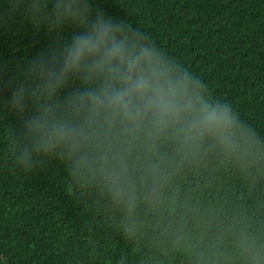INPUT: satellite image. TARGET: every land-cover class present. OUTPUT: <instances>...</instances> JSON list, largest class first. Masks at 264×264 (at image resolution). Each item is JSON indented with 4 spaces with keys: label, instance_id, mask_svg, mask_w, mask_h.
Here are the masks:
<instances>
[{
    "label": "clouds",
    "instance_id": "9594fccd",
    "mask_svg": "<svg viewBox=\"0 0 264 264\" xmlns=\"http://www.w3.org/2000/svg\"><path fill=\"white\" fill-rule=\"evenodd\" d=\"M24 26L51 43L7 78L0 68L5 156L15 170L58 161L76 188L100 197L126 240L150 237L135 264H264V216L204 206L199 186L175 195L182 177L214 166L264 179V134L94 0H0V30Z\"/></svg>",
    "mask_w": 264,
    "mask_h": 264
},
{
    "label": "trees",
    "instance_id": "16d2710c",
    "mask_svg": "<svg viewBox=\"0 0 264 264\" xmlns=\"http://www.w3.org/2000/svg\"><path fill=\"white\" fill-rule=\"evenodd\" d=\"M117 20L148 33L169 55L200 76L215 97L264 134V0H94ZM51 40L28 26L0 30V68L46 50ZM5 95L7 93H4ZM7 121H0V264H117L150 246L146 234L126 240L94 193L76 188L58 161L32 173L5 156ZM198 187L204 206L222 203L264 216V179L252 181L214 166L182 177L175 195ZM175 264H183L177 257Z\"/></svg>",
    "mask_w": 264,
    "mask_h": 264
}]
</instances>
